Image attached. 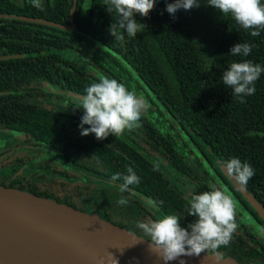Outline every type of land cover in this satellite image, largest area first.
<instances>
[{
	"label": "trees",
	"instance_id": "1",
	"mask_svg": "<svg viewBox=\"0 0 264 264\" xmlns=\"http://www.w3.org/2000/svg\"><path fill=\"white\" fill-rule=\"evenodd\" d=\"M166 2L173 0H157L148 17L137 15L145 30L119 43L107 31L113 18L104 0H42V10L30 0H0V132L20 135L32 155L49 150L73 169L118 184L132 167L141 179L129 190L153 207L95 183L73 182V169L53 170L63 179L39 182L26 175L27 154L0 151V186L96 214L147 240L137 222L178 214L187 227L195 218L187 215L180 183L197 182L207 191L215 183L209 167L225 177L222 163L235 156L254 168L245 190L264 211V73L243 102L221 79L233 61L264 66V31L252 36L206 0L173 18ZM237 42L253 45L249 56L228 55ZM99 74L129 89L133 82L147 95L153 109L139 127L104 140L80 135L83 113L74 105ZM121 196L127 205L118 203ZM249 211L264 231V219ZM236 222L227 246L203 254L264 264V236L238 208Z\"/></svg>",
	"mask_w": 264,
	"mask_h": 264
},
{
	"label": "clouds",
	"instance_id": "2",
	"mask_svg": "<svg viewBox=\"0 0 264 264\" xmlns=\"http://www.w3.org/2000/svg\"><path fill=\"white\" fill-rule=\"evenodd\" d=\"M33 7L43 9L42 0H30ZM157 0H104L103 5L113 22L107 31L116 42L123 43L125 34L135 38L145 30L146 24L138 22L135 17H148L154 10ZM223 16H230L235 23L252 36H259L264 31V2L262 0H206ZM201 0H173L166 2L165 11L175 18L178 10L199 8ZM253 45L235 43L228 53L233 57H247ZM264 73V66L250 59L233 61L222 72L221 79L232 96L243 98L255 93V83ZM76 108L83 109L79 129L81 136L94 134L97 140L122 134L126 130L137 128L142 117L151 104L142 92L129 89L125 83L107 75L99 74L77 97ZM87 126V127H86ZM226 173L241 188H245L255 176V170L247 161L231 157L222 163ZM119 179V177H113ZM140 177L132 167L120 184L121 193L129 191V186L140 183ZM187 215L195 219L187 227L180 224L181 216L163 215L162 217L141 220L136 227L147 237L148 250L161 259L164 264L179 261L185 264L183 257H199L205 250L215 251L227 246L238 227L236 222L237 206L234 197L215 183L207 185V191L197 193L189 190L186 194ZM118 203H129L121 196ZM108 264H118L110 253Z\"/></svg>",
	"mask_w": 264,
	"mask_h": 264
},
{
	"label": "water",
	"instance_id": "3",
	"mask_svg": "<svg viewBox=\"0 0 264 264\" xmlns=\"http://www.w3.org/2000/svg\"><path fill=\"white\" fill-rule=\"evenodd\" d=\"M233 183L264 219L262 207L245 188ZM146 241L96 214L0 186V264H108L110 253L118 264H164L148 250ZM182 259L185 264H241L203 253Z\"/></svg>",
	"mask_w": 264,
	"mask_h": 264
},
{
	"label": "rangeland",
	"instance_id": "4",
	"mask_svg": "<svg viewBox=\"0 0 264 264\" xmlns=\"http://www.w3.org/2000/svg\"><path fill=\"white\" fill-rule=\"evenodd\" d=\"M21 1V0H18ZM131 89L140 92L138 90V88L135 86V84L133 82H131ZM144 94V93H143ZM144 96L149 100V98L147 97L146 94H144ZM150 103V100H149ZM77 104V103H76ZM76 104L74 105V108H76ZM78 111H81L83 113V109L82 108H76ZM153 109V107H150V109L147 111V113L151 112ZM22 142V138L20 135H18L17 133H12V132H0V151H5L6 152V156L5 157H9L10 155H14L12 157H26L23 156L25 154L28 155L27 158L30 159L29 165H27V167L25 168L26 171V175H34L35 178H37V180L39 182H53L56 181L58 179H63V177H61L59 174L54 173V171L58 172V171H63L64 168H67L68 171L72 170L73 168L66 164L64 161L60 160V158L53 154L51 151L49 150H41V153H39L40 155L34 154L26 151V147L25 146H21ZM30 149V148H29ZM156 165L162 169L163 171H166V165L164 164V166L160 165L159 163H156ZM168 168V166H167ZM223 172L226 173V170L222 167ZM65 170V169H64ZM73 172H69L71 175H73V177H69L68 179L76 182V181H87L90 183H95L98 184L100 186V188H103V191H105V193L107 194H112V195H119L121 194L120 190H119V186L120 184L97 177V176H93L90 175L86 172H81L78 171L77 169H73ZM22 170L18 171V174H21ZM173 178V177H172ZM65 179V178H64ZM67 180V179H65ZM182 189L184 190L185 194H187L189 192V190H196L197 193L202 192L200 191L199 187H197V185L191 181L188 180H184L183 184H181ZM125 194L128 195H132L137 197L138 199L142 200L145 204H147L148 206H151V208L153 207V205L150 203V201H148L146 198H144L142 195L134 193L132 191H127L124 192ZM236 205L237 202H236ZM241 210V208H239ZM92 214V213H89Z\"/></svg>",
	"mask_w": 264,
	"mask_h": 264
},
{
	"label": "flooded vegetation",
	"instance_id": "5",
	"mask_svg": "<svg viewBox=\"0 0 264 264\" xmlns=\"http://www.w3.org/2000/svg\"><path fill=\"white\" fill-rule=\"evenodd\" d=\"M209 169H210L209 173L211 174V177H213L214 182L219 184L223 189L227 190L234 197L235 202H237V204H238V205H236L238 210L242 214H244V216H246L248 221H250L254 226L257 225L256 228L259 227L261 229V227L257 224L256 220L253 218V214L249 211L250 209H252V211H254L253 208L249 205V203L247 202L245 197L239 191L236 190L235 184L233 183L234 180L231 179V177L227 173L222 172L223 170H221V172L223 173V175L225 177L218 174V172L215 169H213L211 167H209ZM224 178H226L227 180L224 181L223 180ZM193 183H195L197 185V187H199L200 191H202V192L205 191L204 188L202 186H200L197 182H193ZM232 189H234V191H232ZM245 203H247L249 205V207L246 206ZM247 207L250 209H248ZM239 208H241V210ZM251 220L254 221L256 223V225Z\"/></svg>",
	"mask_w": 264,
	"mask_h": 264
}]
</instances>
